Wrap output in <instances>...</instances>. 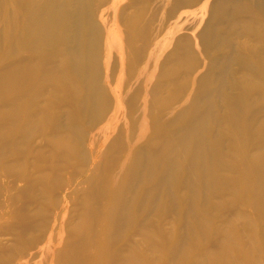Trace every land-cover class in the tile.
<instances>
[{"label": "bare ground", "instance_id": "obj_1", "mask_svg": "<svg viewBox=\"0 0 264 264\" xmlns=\"http://www.w3.org/2000/svg\"><path fill=\"white\" fill-rule=\"evenodd\" d=\"M0 171V264H264V0H0Z\"/></svg>", "mask_w": 264, "mask_h": 264}, {"label": "rangeland", "instance_id": "obj_2", "mask_svg": "<svg viewBox=\"0 0 264 264\" xmlns=\"http://www.w3.org/2000/svg\"><path fill=\"white\" fill-rule=\"evenodd\" d=\"M169 51H170V49H167V51L165 52V55ZM36 145L37 144L34 143L32 149H34L36 147ZM13 159H16V158H14V156H12L11 158H9L7 160L13 161ZM30 160L34 162L33 158L32 159L30 158ZM6 162H8V161H6ZM27 173H28L27 175H29L30 173L34 174V170L32 169V167L29 168V171L27 170ZM17 179H18L17 176L8 175V174L4 173L3 171H0V216L3 217L0 219V254L3 251H6L7 249L10 248L9 245L11 244L10 241L12 239L13 232H11V230H8L7 226L9 224L16 223V218L10 216V214H7V213H8V211L11 212L15 208V206L10 208L8 205L10 197L15 195L18 192L17 189L20 188L22 185V183L18 182ZM16 190H17V192H16ZM61 193H63L62 190L57 191L56 197L57 196L61 197ZM31 209H32V207L30 208L29 211H31ZM50 212H51L50 219L52 220V216L54 215V210L51 209ZM6 216H10L12 220L11 221L8 220V221H10V222H8ZM23 260L28 261L27 264H32L31 255L29 256V252H27L26 257ZM42 264H47V263L43 262Z\"/></svg>", "mask_w": 264, "mask_h": 264}]
</instances>
